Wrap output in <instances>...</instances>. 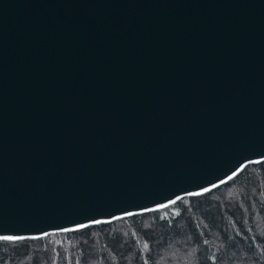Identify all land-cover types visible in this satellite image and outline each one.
I'll list each match as a JSON object with an SVG mask.
<instances>
[{
  "label": "water",
  "instance_id": "95a60500",
  "mask_svg": "<svg viewBox=\"0 0 264 264\" xmlns=\"http://www.w3.org/2000/svg\"><path fill=\"white\" fill-rule=\"evenodd\" d=\"M262 163L264 0H0V237L24 238L0 241L149 214Z\"/></svg>",
  "mask_w": 264,
  "mask_h": 264
},
{
  "label": "trees",
  "instance_id": "16d2710c",
  "mask_svg": "<svg viewBox=\"0 0 264 264\" xmlns=\"http://www.w3.org/2000/svg\"><path fill=\"white\" fill-rule=\"evenodd\" d=\"M0 264H264V163L149 214L0 241Z\"/></svg>",
  "mask_w": 264,
  "mask_h": 264
},
{
  "label": "snow or ice",
  "instance_id": "6c2138e0",
  "mask_svg": "<svg viewBox=\"0 0 264 264\" xmlns=\"http://www.w3.org/2000/svg\"><path fill=\"white\" fill-rule=\"evenodd\" d=\"M82 227H87V225L82 226ZM0 239L15 240V239H24V238L23 237H0Z\"/></svg>",
  "mask_w": 264,
  "mask_h": 264
},
{
  "label": "rangeland",
  "instance_id": "374dc122",
  "mask_svg": "<svg viewBox=\"0 0 264 264\" xmlns=\"http://www.w3.org/2000/svg\"><path fill=\"white\" fill-rule=\"evenodd\" d=\"M117 222V221H116Z\"/></svg>",
  "mask_w": 264,
  "mask_h": 264
}]
</instances>
